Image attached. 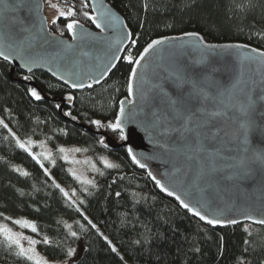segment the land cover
I'll return each instance as SVG.
<instances>
[{"label":"trees","instance_id":"trees-1","mask_svg":"<svg viewBox=\"0 0 264 264\" xmlns=\"http://www.w3.org/2000/svg\"><path fill=\"white\" fill-rule=\"evenodd\" d=\"M51 2L57 17L49 21V30L68 37V21L58 13L66 10L64 0H49L47 7ZM107 2L121 14L132 36L103 82L71 91L42 71L28 74L16 69L11 77V65L0 59V120L7 125L0 124V220L34 221L37 231L31 232L32 236L39 241L47 236L50 241L48 245L38 243L37 248L51 259L68 257L69 247L77 249L76 257L67 264H264L263 226L202 223L181 209L173 197L158 191L144 169L129 159L125 147L107 150L100 143L101 136L66 121L56 107L60 105L57 99L71 96L62 114L70 112L74 121L92 128L97 126L90 121L101 120L104 126L99 128L121 140L119 132L107 124L114 121L119 102L127 96L131 65L125 56L137 58L152 40L186 32L198 33L206 42H240L264 50V0ZM68 3L77 9L72 19L93 26L80 14V0ZM83 10L92 15L89 3ZM26 76L29 79H24ZM15 79L35 82L39 94L55 100L35 99L28 91L35 87ZM15 136L44 140L53 149L62 144L80 145L88 156L107 155L117 167L101 165L93 182L82 190L68 171V162L61 158L52 164L37 161L19 147ZM49 165L50 172L45 173ZM57 184L60 188L62 184L75 187L78 204ZM15 252L0 239V264H31Z\"/></svg>","mask_w":264,"mask_h":264},{"label":"water","instance_id":"water-1","mask_svg":"<svg viewBox=\"0 0 264 264\" xmlns=\"http://www.w3.org/2000/svg\"><path fill=\"white\" fill-rule=\"evenodd\" d=\"M87 2L92 15H98L106 8L118 20L115 21L114 27L103 31L92 21V27L79 23L75 30L77 38L74 40L72 33L63 37L50 32L44 0H0V51L11 57L7 61L2 56L0 59L11 65L10 76L13 77L16 69L28 74L42 71L71 91H81L90 88L88 85L94 86L103 82L122 58L131 40V37L126 38L130 31L121 14L107 0ZM5 4L16 7L14 10L5 8ZM93 4L96 5L95 8ZM166 37L170 39L158 45L137 66L134 94L128 97L133 103L124 105L126 139L116 140L104 130H95L91 126L74 121L70 115L62 114L64 104L71 103L68 97L57 99L60 102L58 111L66 121L87 132L100 135L103 138V143L101 139L100 143L107 150L116 151L125 147L129 159L138 168L144 169L151 182L156 184L148 175L149 172L160 180L169 192L175 193L170 196L177 201L181 209L202 223L211 225L183 208L176 199L177 195L209 219L223 221L211 226L235 225L228 223L229 220L238 221L236 224L259 225L246 220L245 217L264 219V164L253 159L257 153L264 155V120L255 113L252 114L250 119L255 121V126L249 128L248 144L245 146L239 128V124L244 122V117L238 110L229 109V116L234 114L239 119L225 122L224 128L229 135L225 137L221 157L214 161L215 170H211L209 161L203 158L202 153L189 151L182 141L169 139L161 130L153 129L145 120V113L148 101L156 93L154 85L162 84L167 92L174 94L172 82L167 79L169 73L185 65L199 70L207 61H211L212 66L218 70L212 74L213 78L224 87H231L239 81L233 91V100H243V90L247 89L252 90L253 99H256L264 89V57L260 55L264 50L240 42L204 41L220 46L209 50L200 45L195 37L185 36L184 33ZM226 45L233 47H225ZM106 69L107 74L101 77L100 74ZM15 80L36 86L33 81ZM96 80H99V83H96ZM70 81L83 82L85 87L72 88ZM40 95L42 100H55L42 92ZM259 111L261 108L258 103L256 112ZM129 148L146 167L141 168L132 160ZM240 160H244L243 165L239 164ZM156 187L161 193L169 195L157 185Z\"/></svg>","mask_w":264,"mask_h":264},{"label":"snow or ice","instance_id":"snow-or-ice-1","mask_svg":"<svg viewBox=\"0 0 264 264\" xmlns=\"http://www.w3.org/2000/svg\"><path fill=\"white\" fill-rule=\"evenodd\" d=\"M66 5V10L59 11V16L65 17L67 23L65 25L66 30L69 33H72V39H76L75 30L79 26V21L72 19V17L77 15V9L74 4H69L68 0H64ZM5 8H11L14 10L16 5L5 4ZM56 7V5H53ZM88 7L87 0H80V14L89 20H91L95 26L101 31L106 28L114 27L115 21L118 20L117 17H114L113 13L106 9L99 14L90 15L86 9ZM95 8L96 5L93 4ZM147 8V4L144 6ZM56 21L54 20L53 23ZM185 36L195 37L200 45H203L204 48L209 50H215L220 47L219 45L207 44L204 42L203 38L200 37L198 33L186 32ZM132 33L128 32L127 37H131ZM170 39L169 37H161L159 39H154L144 47L143 51L139 53L138 58H134L131 54L125 56L123 59L127 60L131 65V71L127 80V92L123 100L119 102V111L115 115L114 122L110 121L107 124V127L113 131H118L121 139H126L125 137V103H133L128 97H131L134 94V81L137 77V66H139L144 60L145 56L154 50L158 45L164 44L166 40ZM136 41L133 39L132 44L134 45ZM236 47H241V45H235ZM225 47H233V45H226ZM243 47H248L243 45ZM261 57H264V52L260 53ZM0 56L4 60H9L11 57L6 55L3 51H0ZM27 66V65H26ZM29 71L31 68L29 67ZM218 71L215 67L212 66L211 61L204 63V66L199 70L193 68L190 65H185L183 67H178L172 70L167 79L171 80L172 86L174 88V94L167 92L162 84L154 85L156 93L147 104V111L145 113V120L153 127V129L161 130L163 135L169 137V139H176L182 141L186 146H188L189 151H192L196 154H203V158L209 161V167L211 170H215L213 167L215 159L221 157V153L225 144V137L229 135L225 131L224 124L227 121L238 120L234 114L229 116V109H236L244 117V122L239 124L240 135H242V143L247 146L248 144V132L249 128L255 126V121L251 120V116L255 113L259 118L264 120V89H262L257 98L253 99V93L251 89L243 90V100H233V91L236 88L239 81L236 84L231 85V87H224L218 80L213 78V73ZM107 74V69L102 72L101 77ZM63 79V77H61ZM24 79H29V77H24ZM99 83V80L95 81ZM70 86L72 88H84L85 84L83 82H73L70 81ZM91 87V85H88ZM32 97L37 100L41 99V95L36 88H30L28 90ZM69 100L72 99L71 96L68 97ZM260 104L261 111L256 112L257 104ZM57 108L60 107L59 104L56 105ZM65 115H71V113H65ZM92 124H95L97 127H103L101 120H92ZM0 124H4L3 120H0ZM4 127H7L4 124ZM32 143L31 140L27 142H21L17 140V144L21 149L31 152V149L28 147ZM101 143H103V138H101ZM245 150L247 148L245 147ZM61 153L66 152V149L61 147L59 149ZM74 151H81V149H74ZM129 154L132 156V160L138 164L141 168L146 167L142 164L140 160L136 158L131 148L128 149ZM51 153H48L45 158H50ZM33 159L39 161L40 157L33 154ZM65 159L67 157L65 156ZM254 160L259 161L264 164V155L259 153L255 154L253 157ZM55 163V161H52ZM107 167H117L114 164H109L105 161ZM239 164L243 165L244 160H240ZM233 167V165H228ZM41 167L43 165L41 164ZM17 171H20L17 168ZM45 173L48 172V169H44ZM22 175H29L27 172H22ZM149 176L155 181L156 185L160 187L163 191L168 192L169 195H175L174 192H169V190L161 183L160 180L156 179L155 176H152V173H148ZM91 183V181H89ZM57 188H60V185H56ZM60 191L64 193L65 196H68V193L64 189L60 188ZM117 196L120 193H116ZM176 199L180 201V204L183 208L187 209L189 212L193 213L196 217H199L201 220H206L207 223L211 225H216L223 223L220 219H209L208 216L202 215L201 211L197 208L190 206L189 203H186L180 196H176ZM2 215V214H0ZM246 220L252 221L256 224L264 226V219H256L253 216H246ZM238 221L229 220L228 223L236 224ZM17 225H24L25 227H30L32 232H36L37 228L34 223H30L27 220L16 219L14 221ZM95 227V225H92ZM71 236L75 237L76 232H71ZM0 239H2L9 249L15 248V256L18 258H23L24 260L31 262V264H58L56 261H49L44 257L40 256L35 246L38 243H43L48 245L50 243L47 236H44L42 241L33 239L28 236L22 237L20 233H15L12 229L0 225ZM23 240H27L28 246L22 243ZM105 240H108L107 237H104ZM111 244V241H108ZM138 243V242H137ZM245 243H248L245 241ZM111 250L116 252L117 249L115 246H112ZM75 249L69 247L66 250V255L72 257L75 253ZM66 264V262H65Z\"/></svg>","mask_w":264,"mask_h":264},{"label":"rangeland","instance_id":"rangeland-1","mask_svg":"<svg viewBox=\"0 0 264 264\" xmlns=\"http://www.w3.org/2000/svg\"><path fill=\"white\" fill-rule=\"evenodd\" d=\"M51 7H45V15L47 17L48 22L56 19L57 14L55 11L52 9V2H51ZM50 8V9H49ZM59 13V12H58ZM16 141L19 140L21 142H27L29 140L32 141L28 147L31 149V152H29L32 156L35 154L36 156L40 157L39 161H44L46 160L47 162H50L52 164L53 160L55 161L57 158H61L64 161L68 162L67 169L68 171L76 178L77 183H79L82 188V190H85L88 188V185L93 182L95 174L99 171V168L101 165L106 164L105 161L109 164H113L111 159L107 155H97L96 156H88L87 153L85 152L84 148L80 145H73V144H62L58 145L57 148H54L49 146V144L46 143L44 140H35V139H29V140H23L15 136ZM63 147L66 149V152L61 153L59 149ZM81 149V151H74V149ZM51 153L50 158H45V156ZM65 156L67 159H65ZM48 169V173L50 172V165L48 167H45ZM61 188L64 189L65 192L68 193L67 198L74 203L75 205L78 204V200L80 199V196L78 194V190L75 187H68L65 185H61ZM16 219H21V220H27L30 223H34V221L26 218H13V219H7V220H0V225H4L10 229H12L13 232L15 233H20L22 237L28 236L33 239H35L31 232L30 227H25L24 225H17L14 223ZM22 243L25 245V247L28 246L27 240L22 239ZM37 253L44 257L45 259L49 261H56L58 264H66L69 261H72L76 255H77V249H75V253L72 257H66L63 259H51L44 254H42L38 248L37 245L35 246Z\"/></svg>","mask_w":264,"mask_h":264},{"label":"bare ground","instance_id":"bare-ground-1","mask_svg":"<svg viewBox=\"0 0 264 264\" xmlns=\"http://www.w3.org/2000/svg\"><path fill=\"white\" fill-rule=\"evenodd\" d=\"M95 130H103V129H101V128H99V127H97V128H94ZM93 134V133H92ZM95 135H98V134H95ZM100 136V135H99Z\"/></svg>","mask_w":264,"mask_h":264}]
</instances>
